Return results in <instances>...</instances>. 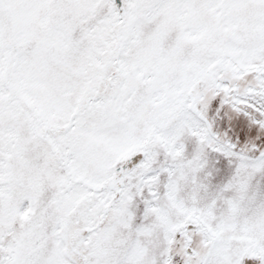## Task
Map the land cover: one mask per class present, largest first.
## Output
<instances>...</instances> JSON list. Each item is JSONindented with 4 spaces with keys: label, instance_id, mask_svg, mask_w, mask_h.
<instances>
[{
    "label": "snow or ice",
    "instance_id": "snow-or-ice-1",
    "mask_svg": "<svg viewBox=\"0 0 264 264\" xmlns=\"http://www.w3.org/2000/svg\"><path fill=\"white\" fill-rule=\"evenodd\" d=\"M0 264H264V0H0Z\"/></svg>",
    "mask_w": 264,
    "mask_h": 264
}]
</instances>
